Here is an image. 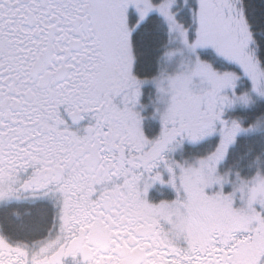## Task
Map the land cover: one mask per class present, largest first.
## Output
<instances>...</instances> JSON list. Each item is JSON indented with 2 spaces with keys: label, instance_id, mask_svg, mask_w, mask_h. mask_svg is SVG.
I'll use <instances>...</instances> for the list:
<instances>
[{
  "label": "snow or ice",
  "instance_id": "snow-or-ice-1",
  "mask_svg": "<svg viewBox=\"0 0 264 264\" xmlns=\"http://www.w3.org/2000/svg\"><path fill=\"white\" fill-rule=\"evenodd\" d=\"M0 264H264V0H0Z\"/></svg>",
  "mask_w": 264,
  "mask_h": 264
}]
</instances>
